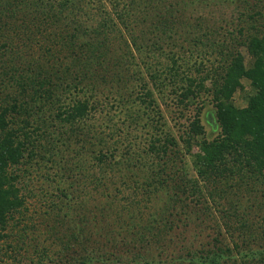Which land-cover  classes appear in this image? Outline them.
<instances>
[{
    "label": "rangeland",
    "instance_id": "374dc122",
    "mask_svg": "<svg viewBox=\"0 0 264 264\" xmlns=\"http://www.w3.org/2000/svg\"><path fill=\"white\" fill-rule=\"evenodd\" d=\"M48 1L0 0V90L6 84L1 77L2 67L15 62L36 61L45 66L56 62L58 68L67 67L70 73L69 88H58L56 103L44 104L45 110L30 118L23 113L18 115L19 121L27 118L32 123L27 130H21L19 137L26 149L20 164L13 167L25 204L2 232L0 264H171L178 254L186 255L189 248L212 243L217 237L230 239L229 233L218 226L224 223V211L243 209L248 212V223L264 225V211L255 205L264 186L253 179L247 180L249 185L242 182V190L236 187L241 182L239 178L229 180V186L223 187L225 193L220 202L218 199L213 202L211 197H206L208 203L189 197V206L179 215L177 210H172L170 178L161 172L163 165L179 166L180 161L188 166L191 164L180 139L195 107H201L204 137L211 139L216 136V131H212L206 120V115H211L213 109L209 95L205 93L197 104L184 108L169 83H157L160 80L168 82L163 78L168 74L171 57L178 60L181 73H189L188 67L193 68L196 63L203 64L205 69L222 64L220 50L227 52L232 45L237 46L238 30L244 28L242 33L245 34L251 23L245 20L248 15H240L239 1L206 0L197 11L189 7L183 15L180 39L173 35V39L168 40L165 36L166 42L157 54L150 55L146 45L139 51L134 48L130 54L124 42L114 35L109 53L111 57L114 52L122 57L119 85L115 81L111 58L105 65L106 71L96 67L98 72H95L91 68L85 76V71L79 70L83 67L79 66L78 60L61 45L68 36L67 27L60 30L56 27L59 24L52 27L49 22L38 28L25 24L24 15H34V9L44 8ZM79 1L81 5H74V14H68L70 3L68 10H62V13L78 15L85 24L84 33L92 35L105 15H116V10L127 2ZM30 2H35L34 6H29ZM135 14L144 19L141 12ZM146 17L148 20L149 16ZM135 27L136 30L126 34L128 40L133 33L138 41L137 35H141L143 24ZM119 28L124 34V26L119 23ZM188 37L196 42L188 41ZM87 39L85 36L84 40ZM212 41L222 48L213 53L208 46ZM240 51L248 60L246 49ZM150 74L155 80L157 78L156 82ZM242 84L248 91V82L242 80ZM118 86L122 88L119 90ZM146 92L148 98H145ZM121 94L124 98L119 97ZM233 98L235 105H245L243 90H238ZM76 99L94 104L84 119L71 125L55 118L58 109L72 105ZM153 137L162 142L168 138L165 143L168 147L174 140L178 142L170 146L173 158L163 161L160 154L150 151ZM98 150L107 154L108 162H117L121 172L118 173L115 167L106 169L99 163ZM110 153L115 156L111 157ZM191 153L202 154L198 146L193 147ZM194 175L199 180L194 171L188 177L192 179ZM204 190L209 194L212 188L209 186ZM168 219H174L177 226L166 234L164 244L157 236L143 237V242L136 238L139 231L156 233L157 227L161 229Z\"/></svg>",
    "mask_w": 264,
    "mask_h": 264
},
{
    "label": "trees",
    "instance_id": "16d2710c",
    "mask_svg": "<svg viewBox=\"0 0 264 264\" xmlns=\"http://www.w3.org/2000/svg\"><path fill=\"white\" fill-rule=\"evenodd\" d=\"M118 1L116 0L117 4ZM126 1L123 8L116 10V15L114 13L113 16L105 15L98 23L99 27L94 35L90 32L84 33L83 25L85 24L78 18V15H63L62 13V10H68L67 4L70 3L72 6L68 14H74V5L75 7L81 5L79 0H64L60 3L49 0L44 8L34 9V15H24L25 24L38 28L49 22L52 27L59 24L56 27L60 30L64 26L67 27L66 35L68 36L64 41H61V45L66 46L70 55L73 54L78 60L79 66L83 67L79 70L85 71V76H88L91 68L95 72H98L96 67H101L100 71L102 72L106 71L105 65L111 58L114 61L112 70L115 71V81L119 85L122 81L120 72L122 66H119L122 57L114 51L115 55L112 57L111 52L109 53V44L114 43L112 40L115 38L114 35H117V40L120 39L122 43L124 42L130 54L134 48L139 51L143 45H146L145 49L150 55L157 54L162 50L163 43L166 42L165 36L168 40H172L173 35H176L177 39L182 36L181 26L184 24L182 20L186 10L192 7V11H197L206 0ZM238 1L242 7L240 15H248L245 20L247 23L248 20L251 22L247 27L249 30H246L244 34L242 33L244 28H240L238 36L235 37L239 43H236L237 46L232 45V49H228L227 52L220 50L222 45L215 41L208 44L213 53L216 49L220 50L222 64L220 62L214 68L205 69L203 64L196 63L192 65L193 68L188 67L189 73H181L178 60L171 57L168 61V74L163 78L164 80L168 79V82L160 80L157 83V85L169 83L172 86L171 91L184 108L197 104V101L205 93L211 97L213 103L212 113L206 115V120L212 126V131H216V136L211 139L204 137L205 129L200 117L201 107L198 105L195 107L193 115L187 119L184 136H181L180 139L181 145L190 158V168L187 163L180 161L179 166L167 164L165 167L163 165L161 169V172H165L163 174L170 178L174 205L172 210H177L179 215L189 206V197H194L195 201L201 200L206 203H208L207 198L211 197L213 202L215 199L220 202V198L225 193L223 187L227 184L229 186V180L239 178L241 182H238L236 187L240 190L243 188L242 182L249 185L247 180L252 179L264 186V0ZM28 4L34 6L35 2ZM56 7L57 9H55ZM140 12L144 15L142 17L144 19L135 14ZM146 16H149L148 20H146ZM119 23L124 26V34L119 28ZM139 23L143 24V29L141 35H137L138 41L133 33L131 40H128L126 34L136 30L135 25L138 26ZM62 25L63 27L60 28ZM85 36H88L87 41L84 40ZM196 38H199V35ZM186 39L196 42L193 40L194 38ZM171 44L175 45L173 42ZM241 48L246 49L249 55L248 60H245L242 51H240ZM69 76L68 68H58L56 62L48 66L39 65L36 61L28 62V64L15 62L2 67L1 77L6 80V82L2 80L6 84L0 90V239L4 237L2 232L9 222L25 204V198L17 186V175L13 172V167L20 164L24 157V149H26L24 142L19 137L21 130L24 131L32 126L27 118L42 113L45 110L44 104L53 105L58 101V96L55 99V93L59 90L58 88L64 87L63 90L69 88ZM150 76L152 75L150 74ZM151 78L156 82L155 76ZM56 79L59 82H55ZM242 80L248 82V91L245 90ZM121 88L118 86L119 90ZM238 90L244 91V106H237L234 103L233 96ZM145 94V98H148L147 92ZM119 97L124 98V94ZM48 99H51V102ZM73 102L68 107L58 109L55 118L72 125L84 119L89 109L94 108V104H90L88 100L76 99ZM21 113L27 117L22 119V122L18 120V115ZM168 140L167 138L162 142V139L153 137L149 146L150 151L160 154L159 158L163 161L173 158L170 146L178 144L174 140L168 147L165 144ZM156 143H161V145L158 146ZM195 146H198L202 154L191 153ZM98 153L97 160L106 169L112 170L115 167L118 173L121 172L120 166H116L117 162L112 164L107 161L109 158L106 153L100 150ZM110 155L111 157L115 156L114 153H110ZM191 171L195 172L199 180L195 175V178L192 177V179L188 177ZM99 181L101 182V179ZM199 183H202L203 186L201 187ZM209 186L212 191L208 194L204 189ZM242 197L243 195H241ZM255 205H259L257 209L264 211V188H262V194L257 197ZM260 205L263 206V209ZM247 214L248 212H244L243 209L241 211L237 209L230 212L224 211L222 215L224 223L218 226L229 233L230 239L220 240L217 237L213 239L212 243L189 248L186 255L178 254L175 262L171 264H264V225L257 226L252 221L248 223ZM262 221L264 222V215ZM176 226L174 219H168L163 223L161 229L157 227L156 233L153 234L149 231L141 233L139 231L136 238L143 242V237L157 236L164 244L166 234ZM221 229L217 233L218 235L221 234ZM104 261L106 262V260Z\"/></svg>",
    "mask_w": 264,
    "mask_h": 264
}]
</instances>
